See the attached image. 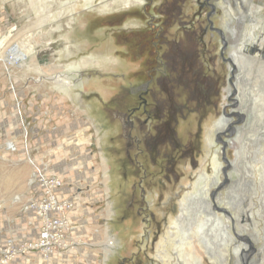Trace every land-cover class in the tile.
<instances>
[{
  "label": "rangeland",
  "instance_id": "1",
  "mask_svg": "<svg viewBox=\"0 0 264 264\" xmlns=\"http://www.w3.org/2000/svg\"><path fill=\"white\" fill-rule=\"evenodd\" d=\"M229 1L214 0L231 43L211 51L225 82L209 129L226 119L217 138L227 146L208 134L218 156L206 154L190 174L183 165L173 186L131 163L132 127L121 114L140 105L131 90L147 70L162 82L151 50L161 32L183 36L185 24L190 34L207 0H0V264H264V115L249 96L252 78L264 88V0L226 14ZM230 80L248 97L232 101ZM43 179L60 183L52 196L64 208L41 217ZM205 198L213 207L199 214ZM47 235L54 247L42 256L36 246Z\"/></svg>",
  "mask_w": 264,
  "mask_h": 264
},
{
  "label": "flooded vegetation",
  "instance_id": "2",
  "mask_svg": "<svg viewBox=\"0 0 264 264\" xmlns=\"http://www.w3.org/2000/svg\"><path fill=\"white\" fill-rule=\"evenodd\" d=\"M207 2L210 11L205 20H200L198 26L190 34L185 24L180 25V28L185 29L183 36L178 33L179 28L177 31L165 29L161 32V47L158 45L151 50L156 53L153 56L159 58L162 82L154 81L153 83V71L149 73L146 69L149 77L143 88L131 90L132 96L139 98L140 105L134 107L133 110H128L130 113L122 112L121 114L132 127L129 139L131 151L135 153L136 158H132L131 163L135 160V164L150 167V170L147 169L150 178L155 180V176L162 175L163 182L167 185L184 180L187 172L183 171V165L189 174L198 170L203 161L207 160V155L211 154L207 148L210 149L213 146L216 148V140H222V143L227 146V142H224L221 137L217 138L222 134L219 127L223 130L227 129L229 122L226 119L222 117L220 122L216 119L213 125L214 130L209 131V129L214 119L223 113V109L221 108L222 111L220 109L221 102L218 95L221 93L222 88L220 87L225 82L223 74L217 70L218 63L215 60L218 58L212 56L211 51L215 46L214 42L218 40L223 45V51L230 50L231 40L227 37L229 23L227 21L226 24L224 23L228 25V27L224 26V30L219 28L217 22L221 5H216L214 0H207ZM232 8L233 5L228 2V6L224 8L226 14L232 12ZM221 13L224 15V12ZM159 47L162 50H159ZM188 47L191 48L188 49ZM221 56L223 57V53ZM226 60L231 74L234 75L235 61L231 58H226ZM152 66L153 64H150L149 68L152 69ZM213 66L215 69L212 70ZM170 68L177 72L172 73ZM230 85L227 96L233 97L231 80ZM141 90L143 92H140ZM128 94L130 95V91ZM211 132L214 135L215 143L213 144H210L208 139L210 136L208 134ZM202 145H206V149H202ZM218 152L221 158L224 157L225 162L228 163L227 151L225 153L223 148H220ZM214 153L217 155V150L212 152L211 158ZM206 175L204 173L203 176H199L198 182L206 181ZM213 181L215 179L210 180V182ZM207 199H203V203L197 206L199 214L206 213L207 209L211 211L213 204ZM208 202L211 203L210 206ZM191 204H188L189 207ZM180 217L186 218V214L182 213ZM183 223L181 222L182 225ZM222 223L229 228L228 224L223 221ZM192 224L190 223L189 226ZM210 239V236L206 234L204 239L206 245L210 243Z\"/></svg>",
  "mask_w": 264,
  "mask_h": 264
},
{
  "label": "bare ground",
  "instance_id": "3",
  "mask_svg": "<svg viewBox=\"0 0 264 264\" xmlns=\"http://www.w3.org/2000/svg\"><path fill=\"white\" fill-rule=\"evenodd\" d=\"M238 1V3H235V2H233V0H230L229 2H231V4L233 5V11H235V7L237 6V9H242V7L245 9V8H247L246 7V4L248 3V0H237ZM236 4V6H234ZM240 11V10H239ZM233 13V12H232ZM240 59V58H239ZM238 61H235V64H234V70H235V73H239L240 72V67H239V63H237ZM264 65V64H263ZM239 67V68H238ZM242 72V71H241ZM245 75V74H244ZM241 77H243V76H241V75H238L237 77H234L235 78V82H237L238 83V81H240L241 80ZM245 77V79H246V81H248V77H246V76H244ZM255 79V80H254ZM234 80V79H233ZM254 81V84H256V85H252V87H251V90H250V93H249V90H246L244 87H242V85L241 86H239V87H237V84H235L234 82V84L232 85V93H233V96H234V102H236V98H237V96H238V94H239V96H240V98L241 99H243L244 98V96L247 98L248 96V93H249V96L250 97H252V98H254V99H256V100H254L255 101V103H254V105L256 106L257 105V103H259L260 105H259V107L261 108V112H262V114L264 115V88L262 87V85L260 86V85H257V83H258V80L254 77V78H252L251 79V81ZM260 82V81H259ZM261 84V83H260ZM264 84V83H263ZM244 85V84H243ZM264 86V85H263ZM244 88V89H243ZM262 103H263V105H262ZM243 112H239L237 115H238V117H239V119H243L244 118V113L242 114ZM262 116V115H261ZM220 196V195H219ZM207 197H208V195H207ZM221 200V199H220ZM215 201H217V200H215ZM215 203V206L218 208V207H220V206H218V204H216V202H214ZM208 205L210 206L211 205V203L210 202H208ZM59 212H60V209L58 210ZM217 221H219V223L221 222L222 223V219L221 218H219L218 217V219H217ZM227 227H228V225H227ZM197 234V233H196ZM46 236V235H45ZM57 238L55 237V240H56ZM53 241V240H52ZM52 241L49 239V235H47V238H44L43 237V239L41 240V242H39L38 244H37V246L36 247H41V246H43L42 248H40V252L42 253V249H45L46 250V254H48L50 251L49 250H53V243H52ZM51 246V247H50ZM109 247V246H108ZM111 249V248H110ZM111 250H113V249H111ZM212 250V249H211ZM45 253H42L41 255L42 256H45V255H43V254H45Z\"/></svg>",
  "mask_w": 264,
  "mask_h": 264
},
{
  "label": "built area",
  "instance_id": "4",
  "mask_svg": "<svg viewBox=\"0 0 264 264\" xmlns=\"http://www.w3.org/2000/svg\"><path fill=\"white\" fill-rule=\"evenodd\" d=\"M41 184H42V187L44 188L45 196H47L45 200L39 203L40 207H38V209L40 208L42 210V212L40 213L41 217H43V211L45 210H48V211L53 210L55 212L60 213L58 211L60 208L61 211H63L64 206H59L58 204H56V200L54 196H52V191L60 187L61 186L60 183L54 179L50 181H47V180L44 181L43 179ZM44 224L45 226L43 228V233L49 234V231L51 228H53V225L52 224L47 225L45 222Z\"/></svg>",
  "mask_w": 264,
  "mask_h": 264
}]
</instances>
